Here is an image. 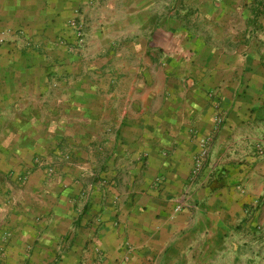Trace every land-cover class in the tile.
<instances>
[{
	"label": "crops",
	"instance_id": "1",
	"mask_svg": "<svg viewBox=\"0 0 264 264\" xmlns=\"http://www.w3.org/2000/svg\"><path fill=\"white\" fill-rule=\"evenodd\" d=\"M192 3L0 0V264H155L264 206V0Z\"/></svg>",
	"mask_w": 264,
	"mask_h": 264
},
{
	"label": "rangeland",
	"instance_id": "2",
	"mask_svg": "<svg viewBox=\"0 0 264 264\" xmlns=\"http://www.w3.org/2000/svg\"><path fill=\"white\" fill-rule=\"evenodd\" d=\"M149 1L153 19L158 16L164 23L180 19L185 25L202 24V19L195 16L197 9L192 0ZM15 42L8 45V53L42 49L39 44L24 46ZM261 204L258 201L245 205V214L224 236H201L183 252L168 254L155 264H264V206Z\"/></svg>",
	"mask_w": 264,
	"mask_h": 264
},
{
	"label": "built area",
	"instance_id": "3",
	"mask_svg": "<svg viewBox=\"0 0 264 264\" xmlns=\"http://www.w3.org/2000/svg\"><path fill=\"white\" fill-rule=\"evenodd\" d=\"M68 28L69 30L74 34L76 38V44L78 47L84 46L86 43V30H85V24L82 21H79L77 19H71L68 22ZM63 40V39H62ZM60 40L61 43H64L66 40ZM221 114H217V120L220 122L221 121ZM210 150V140L209 139H202L200 141V151L198 154V159H197V166H196V173L198 172V169L200 165L202 164L203 160L205 157L208 155ZM179 209V207H178Z\"/></svg>",
	"mask_w": 264,
	"mask_h": 264
}]
</instances>
